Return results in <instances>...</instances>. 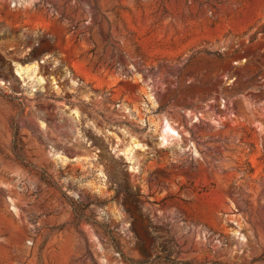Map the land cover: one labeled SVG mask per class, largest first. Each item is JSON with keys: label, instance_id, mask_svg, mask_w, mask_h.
Returning <instances> with one entry per match:
<instances>
[{"label": "rangeland", "instance_id": "obj_1", "mask_svg": "<svg viewBox=\"0 0 264 264\" xmlns=\"http://www.w3.org/2000/svg\"><path fill=\"white\" fill-rule=\"evenodd\" d=\"M0 264H264V0H0Z\"/></svg>", "mask_w": 264, "mask_h": 264}, {"label": "bare ground", "instance_id": "obj_2", "mask_svg": "<svg viewBox=\"0 0 264 264\" xmlns=\"http://www.w3.org/2000/svg\"><path fill=\"white\" fill-rule=\"evenodd\" d=\"M25 69H24V67H22V69H21V71L23 72ZM172 129V128H171Z\"/></svg>", "mask_w": 264, "mask_h": 264}]
</instances>
